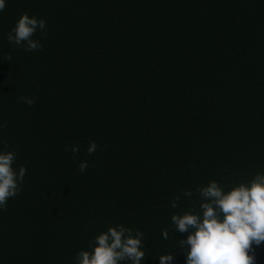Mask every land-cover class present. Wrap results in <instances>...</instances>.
I'll list each match as a JSON object with an SVG mask.
<instances>
[{
    "label": "trees",
    "instance_id": "trees-1",
    "mask_svg": "<svg viewBox=\"0 0 264 264\" xmlns=\"http://www.w3.org/2000/svg\"><path fill=\"white\" fill-rule=\"evenodd\" d=\"M5 4L0 150L27 171L0 209V264H76L120 225L143 233L141 264H186L172 215L198 210L210 181L229 190L264 173V0ZM24 13L46 22L39 50L7 40Z\"/></svg>",
    "mask_w": 264,
    "mask_h": 264
},
{
    "label": "clouds",
    "instance_id": "clouds-1",
    "mask_svg": "<svg viewBox=\"0 0 264 264\" xmlns=\"http://www.w3.org/2000/svg\"><path fill=\"white\" fill-rule=\"evenodd\" d=\"M5 7V0H0V11ZM45 28V20L24 13L9 32L7 40L25 51L39 50L41 44L32 37L37 30L43 32ZM18 100L29 106L35 103L32 97L20 96ZM2 127L5 125H0ZM97 147L92 142L88 153L93 154ZM71 151L77 153L78 146H73ZM15 160L14 151L0 150V209H5L8 200L22 190L20 185L27 169L21 166L15 170ZM87 167L86 161L79 164L81 172ZM198 193L201 199L198 210L193 208L171 217L175 231L188 233L186 240L177 241L179 246L186 248V264H255L253 245L264 244V173H257L252 179L239 182L229 190L216 181H210L199 188ZM182 195L191 199L193 193L186 190ZM180 198L176 196L171 207H177ZM162 235L168 238L167 231ZM142 237L143 233L137 231L133 235L130 228L122 225L109 227L89 242L90 251L78 252L76 264H121L122 261L141 264L145 258ZM159 260L160 264H168L175 260V255H161Z\"/></svg>",
    "mask_w": 264,
    "mask_h": 264
}]
</instances>
